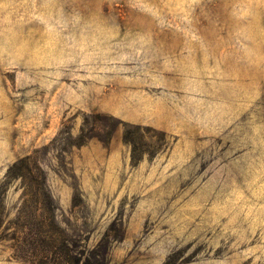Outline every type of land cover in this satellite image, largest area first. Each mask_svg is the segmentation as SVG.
Returning <instances> with one entry per match:
<instances>
[{"label": "rangeland", "instance_id": "rangeland-1", "mask_svg": "<svg viewBox=\"0 0 264 264\" xmlns=\"http://www.w3.org/2000/svg\"><path fill=\"white\" fill-rule=\"evenodd\" d=\"M25 157L75 264H264V0H0V264Z\"/></svg>", "mask_w": 264, "mask_h": 264}, {"label": "trees", "instance_id": "trees-1", "mask_svg": "<svg viewBox=\"0 0 264 264\" xmlns=\"http://www.w3.org/2000/svg\"><path fill=\"white\" fill-rule=\"evenodd\" d=\"M18 178L23 188L22 203L14 222L3 230L10 231L8 240L14 257L26 264H75L72 243L55 235V206L41 168L32 166L30 158L25 157L8 169L1 186ZM3 239L1 235L0 241Z\"/></svg>", "mask_w": 264, "mask_h": 264}]
</instances>
